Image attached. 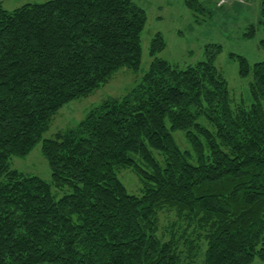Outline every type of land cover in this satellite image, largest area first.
I'll use <instances>...</instances> for the list:
<instances>
[{
    "label": "trees",
    "instance_id": "1",
    "mask_svg": "<svg viewBox=\"0 0 264 264\" xmlns=\"http://www.w3.org/2000/svg\"><path fill=\"white\" fill-rule=\"evenodd\" d=\"M186 3L212 17L203 1ZM147 18L135 0L0 4V264H181L180 247L194 256L200 240L201 264L264 263V61L233 55L240 76L252 75L251 105L234 109L216 66L220 44L181 68L157 57L166 41L156 33L139 83L43 140L51 181L12 166L65 104L123 67L141 70ZM178 130L191 149L177 143ZM123 168L140 176L141 194L128 191ZM172 210L185 228L163 239L160 214Z\"/></svg>",
    "mask_w": 264,
    "mask_h": 264
},
{
    "label": "rangeland",
    "instance_id": "2",
    "mask_svg": "<svg viewBox=\"0 0 264 264\" xmlns=\"http://www.w3.org/2000/svg\"><path fill=\"white\" fill-rule=\"evenodd\" d=\"M48 0H0V4L8 10H13L26 3H41ZM147 12V23L142 35L143 56L141 70L135 72L129 67L118 70L113 77L90 95L65 104L53 117L49 129L43 134V139L25 157H13L12 166L21 171L36 174L47 181H51L52 173L47 158L42 151V142L45 138H52L57 133L64 131L82 120L88 111L94 106L110 97H122L139 83L146 72L153 58L150 56L151 41L160 32L166 41V48L157 54V57L166 59L179 67L184 68L190 64L205 59V46L216 43L223 47L218 55L216 66L224 74L229 82L231 91L232 106L238 109L240 106L249 107L252 103L250 94V81L252 75L247 78L240 76V63L235 55L245 56L251 64L264 61V48L260 45V39L264 37V28L259 24L262 19L260 0H227V2L216 8L210 2L204 0L207 10L211 11L212 17L194 13L188 6L187 0H135ZM217 1V0H214ZM241 2L248 7L244 11H237L231 6ZM256 25V34L247 36L250 26ZM177 143L180 147L191 149L186 140L184 131L174 132ZM156 157L164 163V157L155 151ZM138 159V157H137ZM139 162H141L138 159ZM120 179L132 194L143 192V182L140 176L132 168L120 169ZM69 187L63 190L53 188L54 194L62 196L69 192ZM179 215L175 210L164 211L159 218L158 234L163 239L177 236L185 227L182 226ZM194 228V225L191 227ZM191 236L194 235L191 233ZM201 250L198 254L191 256V248L184 244L183 262L181 264H201L203 253L206 249L202 240ZM198 242V243H199ZM254 264H264L257 259Z\"/></svg>",
    "mask_w": 264,
    "mask_h": 264
},
{
    "label": "crops",
    "instance_id": "3",
    "mask_svg": "<svg viewBox=\"0 0 264 264\" xmlns=\"http://www.w3.org/2000/svg\"><path fill=\"white\" fill-rule=\"evenodd\" d=\"M240 3L241 2L237 1L236 4L231 6V8H233V9H235L237 11H244V8L248 9V7H246V5L244 6L243 3L242 4H240ZM255 262H253L252 264H254Z\"/></svg>",
    "mask_w": 264,
    "mask_h": 264
},
{
    "label": "built area",
    "instance_id": "4",
    "mask_svg": "<svg viewBox=\"0 0 264 264\" xmlns=\"http://www.w3.org/2000/svg\"><path fill=\"white\" fill-rule=\"evenodd\" d=\"M227 2V0H218V5H223Z\"/></svg>",
    "mask_w": 264,
    "mask_h": 264
}]
</instances>
